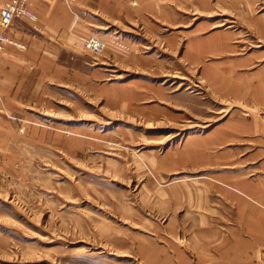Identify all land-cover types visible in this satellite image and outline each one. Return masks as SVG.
<instances>
[{"label": "rangeland", "instance_id": "374dc122", "mask_svg": "<svg viewBox=\"0 0 264 264\" xmlns=\"http://www.w3.org/2000/svg\"><path fill=\"white\" fill-rule=\"evenodd\" d=\"M34 2L0 25V81L8 45L30 67L0 101V264H264V0H62L67 36L26 46Z\"/></svg>", "mask_w": 264, "mask_h": 264}, {"label": "crops", "instance_id": "0c3cea01", "mask_svg": "<svg viewBox=\"0 0 264 264\" xmlns=\"http://www.w3.org/2000/svg\"><path fill=\"white\" fill-rule=\"evenodd\" d=\"M6 0H0V8L1 5ZM33 12L35 15L34 20L24 19L23 21L19 20L16 23H13L8 31V35L13 38L18 39V41H22L26 46L29 38V33H32L33 39L36 42L41 41H50V40H61L63 37L67 36L68 31V15L66 8L62 2V0H35ZM32 26L35 31H32L29 26ZM3 30L0 29V34ZM42 43V42H41ZM44 44V43H43ZM5 50H7L9 56L14 60V56H20V62L16 61L15 64H10L7 71L9 72L8 81L1 80L0 81V101L6 102L7 99H10L12 96L16 95L17 92L10 91V88L7 87V83L11 84V81L14 79L16 81H20L17 85V91L19 84L20 88L29 84L30 75H29V66L28 59L24 57V54H21L25 51V49L17 48L14 46H6ZM24 59L27 61V64H24ZM20 73L21 77H20ZM25 73V75L23 74ZM27 87V86H26ZM232 187V186H231ZM233 188L236 192L246 194V191L243 188L238 186H234Z\"/></svg>", "mask_w": 264, "mask_h": 264}, {"label": "built area", "instance_id": "2783aa9c", "mask_svg": "<svg viewBox=\"0 0 264 264\" xmlns=\"http://www.w3.org/2000/svg\"><path fill=\"white\" fill-rule=\"evenodd\" d=\"M26 1L27 0H8L3 4L0 11L1 27L7 29L15 18L23 17L29 14L25 6ZM2 41L7 42L9 40L7 38H3ZM89 44V46L95 49L100 46V42L94 40H92Z\"/></svg>", "mask_w": 264, "mask_h": 264}, {"label": "bare ground", "instance_id": "6f19581e", "mask_svg": "<svg viewBox=\"0 0 264 264\" xmlns=\"http://www.w3.org/2000/svg\"><path fill=\"white\" fill-rule=\"evenodd\" d=\"M101 46H103L101 43H100Z\"/></svg>", "mask_w": 264, "mask_h": 264}]
</instances>
